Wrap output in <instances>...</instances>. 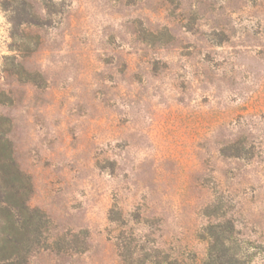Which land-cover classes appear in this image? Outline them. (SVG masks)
<instances>
[{
  "label": "rangeland",
  "instance_id": "374dc122",
  "mask_svg": "<svg viewBox=\"0 0 264 264\" xmlns=\"http://www.w3.org/2000/svg\"><path fill=\"white\" fill-rule=\"evenodd\" d=\"M10 155L14 264H264V0H0Z\"/></svg>",
  "mask_w": 264,
  "mask_h": 264
},
{
  "label": "trees",
  "instance_id": "16d2710c",
  "mask_svg": "<svg viewBox=\"0 0 264 264\" xmlns=\"http://www.w3.org/2000/svg\"><path fill=\"white\" fill-rule=\"evenodd\" d=\"M29 182L13 158L0 160V254L14 264L24 239L33 231L34 214L27 205Z\"/></svg>",
  "mask_w": 264,
  "mask_h": 264
}]
</instances>
